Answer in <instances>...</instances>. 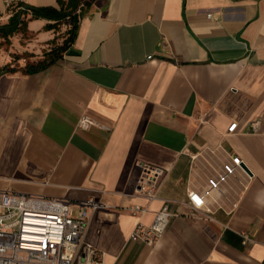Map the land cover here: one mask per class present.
Returning <instances> with one entry per match:
<instances>
[{
    "label": "crops",
    "instance_id": "crops-1",
    "mask_svg": "<svg viewBox=\"0 0 264 264\" xmlns=\"http://www.w3.org/2000/svg\"><path fill=\"white\" fill-rule=\"evenodd\" d=\"M19 2L58 6L0 0V25ZM49 23L0 38V66L60 43L69 20ZM73 50L41 71L0 75V197L102 203L86 242L103 264H264V0H93ZM83 115L97 124L80 128ZM233 157L241 168L193 209L188 191ZM144 164L165 168L150 203L136 193ZM164 200L176 215L162 237L131 240ZM135 204L148 212L133 214Z\"/></svg>",
    "mask_w": 264,
    "mask_h": 264
},
{
    "label": "built area",
    "instance_id": "built-area-1",
    "mask_svg": "<svg viewBox=\"0 0 264 264\" xmlns=\"http://www.w3.org/2000/svg\"><path fill=\"white\" fill-rule=\"evenodd\" d=\"M211 15L208 14L209 17ZM96 124L90 116L83 115L78 125L88 129ZM237 125V122L232 123L228 131H234ZM252 128L257 131L258 122H253ZM239 167L241 168V159L233 157L231 163L224 164L221 174L208 180L207 188L202 192L188 191V204L195 210L203 208L206 198L213 191L220 190ZM141 170L136 193L150 203L158 197L157 191L165 168L144 164ZM101 207L103 204L94 199L72 202L65 198L48 199L3 192L0 197V264H103V254L86 242L92 216ZM130 210L133 214L143 215L149 208L135 204ZM34 212L47 214V217L35 216ZM207 213H210V209ZM175 215L171 209V200H164L152 223L146 225L138 222L130 233V239L154 245L165 233ZM206 216L211 218L210 214ZM31 219L39 220L43 225L27 223ZM28 228L32 230L25 231ZM35 229H40L43 233L32 232ZM28 235L43 238L42 242L37 243L40 250L24 248L25 245L35 243L24 239ZM244 238L245 242L251 241L247 235Z\"/></svg>",
    "mask_w": 264,
    "mask_h": 264
},
{
    "label": "trees",
    "instance_id": "trees-1",
    "mask_svg": "<svg viewBox=\"0 0 264 264\" xmlns=\"http://www.w3.org/2000/svg\"><path fill=\"white\" fill-rule=\"evenodd\" d=\"M58 6H30L25 9V3H17L8 8L11 16L7 23L0 25V38L8 40L10 36L27 32L28 22L36 18H44L51 21L46 25L47 29H59V26L69 20V26L63 35V40L58 43L56 38L52 46L45 51L43 57L38 60H27L25 66L18 68L15 61L21 58L20 55H13V63L0 66V75L22 71L25 74L41 71L62 59L65 54L73 50V45L80 24V18L91 6L93 0H57ZM29 57L31 56L28 54Z\"/></svg>",
    "mask_w": 264,
    "mask_h": 264
},
{
    "label": "bare ground",
    "instance_id": "bare-ground-1",
    "mask_svg": "<svg viewBox=\"0 0 264 264\" xmlns=\"http://www.w3.org/2000/svg\"><path fill=\"white\" fill-rule=\"evenodd\" d=\"M34 213L35 214H33V215H35V216H39V217L44 216V217H47V214L46 215H43V213L42 214L41 213H37V212H34ZM28 214H31V213H28ZM27 223H33V224L43 225V223H41V221L35 220V219H31V220L27 221ZM30 230H32V229L28 228L25 231H30ZM32 232H34V233H43V231H40V229L39 230H36L35 229ZM24 239L35 242L33 244L25 245L24 248L32 249V250H40L39 249L40 248L39 247V244H37V243L42 242L43 241V238L39 237L38 235H34V236L28 235V236H25Z\"/></svg>",
    "mask_w": 264,
    "mask_h": 264
},
{
    "label": "water",
    "instance_id": "water-1",
    "mask_svg": "<svg viewBox=\"0 0 264 264\" xmlns=\"http://www.w3.org/2000/svg\"><path fill=\"white\" fill-rule=\"evenodd\" d=\"M29 7H30L29 5H26L24 8H25V9H28ZM68 54H70V55H74V54H77V52H76L75 50H70V51L68 52ZM242 166H243V168H244L247 172H249L250 174H252V172L250 171L249 167H248L245 163H243Z\"/></svg>",
    "mask_w": 264,
    "mask_h": 264
},
{
    "label": "rangeland",
    "instance_id": "rangeland-1",
    "mask_svg": "<svg viewBox=\"0 0 264 264\" xmlns=\"http://www.w3.org/2000/svg\"><path fill=\"white\" fill-rule=\"evenodd\" d=\"M64 28H65V26H64ZM7 41H8V40L4 41L3 43H6V44L11 43V42L7 43ZM20 56H21V57L24 56L26 60L29 59V55H28V53H25V54L20 55ZM16 66H18V68H22V67H23V66L19 67V66H20L19 63H18V65H16Z\"/></svg>",
    "mask_w": 264,
    "mask_h": 264
}]
</instances>
